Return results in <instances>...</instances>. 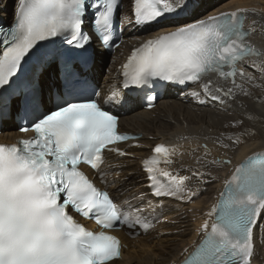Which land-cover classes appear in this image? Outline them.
<instances>
[{
    "label": "snow or ice",
    "instance_id": "obj_1",
    "mask_svg": "<svg viewBox=\"0 0 264 264\" xmlns=\"http://www.w3.org/2000/svg\"><path fill=\"white\" fill-rule=\"evenodd\" d=\"M120 2L18 0L14 24L4 40L11 46L0 55V90L12 85L25 57L41 41L65 36L71 47L85 49L91 37L83 33L82 25L90 8L94 10L95 34L103 44H109ZM188 9V0H134L137 25L173 17L178 26L133 50L123 65L124 88L148 87L156 81L179 85L201 82L204 94L213 100L221 96L234 98V88L243 91L236 78H243L245 72L238 64L255 57V67L264 57L248 43L254 29L244 30L246 16L234 11L180 23L179 18ZM55 63V58L49 61L50 65ZM65 72L63 86L71 88L75 65L71 69L65 65ZM213 74L224 82L231 79L233 87L217 86L213 90L207 80ZM36 92L37 85L28 94L22 92L21 105L33 104ZM20 130L36 135L18 145H0V264H108L118 259L121 244L115 236L87 231L68 210L93 219L102 229L118 225L148 229L149 225L133 214L140 209L133 210L129 201L124 202L126 208L121 207L79 170V165L88 164L99 172L103 152L110 144L136 137L118 134L117 117L96 100L64 101L62 95L55 110ZM175 153V148L158 145L144 162L155 196H179L184 192L185 178L162 172L165 182L156 175L158 166L171 163L169 157ZM228 186L220 214L210 231L209 224H203L204 239L184 264H250L253 229L264 212V156L249 157L235 169Z\"/></svg>",
    "mask_w": 264,
    "mask_h": 264
},
{
    "label": "bare ground",
    "instance_id": "obj_2",
    "mask_svg": "<svg viewBox=\"0 0 264 264\" xmlns=\"http://www.w3.org/2000/svg\"><path fill=\"white\" fill-rule=\"evenodd\" d=\"M197 11L203 10L210 5L217 4L221 0H197ZM264 4V0H228L225 1V6L215 8V15L229 8L246 7L248 9L247 24L253 25L257 32L264 31V8L250 7L256 4ZM12 4V0H0V5L4 10H7ZM1 17H5L2 15ZM254 22L257 24L254 25ZM127 37H132L127 34ZM255 46L264 53V34L263 39H256ZM96 51V49H94ZM97 56L100 54L97 53ZM253 59H246L244 64L249 65V68L244 67L245 76L240 80L242 89L234 91L233 101H225L222 107L211 110L208 108H200L184 104L180 99L168 98L162 101L158 108L151 114L135 112L126 117L121 118L123 126L131 131H141L154 139H163L170 132L180 134L179 126H186L188 135L200 137L204 140L216 141L222 138L225 145L228 147L225 150L232 152L228 154L224 151L216 149L219 147L217 142L208 145L201 139H194L189 143L190 148H198V154L195 155L193 164L204 163L208 164L205 176L211 182L206 186L204 196L193 203L192 205L181 208L175 204H166L164 210L158 212L162 218L168 220L166 224H159V229H168L169 237L153 240L143 238L140 240L126 241L130 246V252L126 253L123 264H166L170 260L176 258L178 252L190 243L193 235V227H199L203 223L205 212L213 203V196L221 188L223 178L228 176V172L241 159L254 152L264 149V57L257 61V66L249 63ZM256 60V58H255ZM254 61V60H253ZM92 74L95 81L103 82L105 77L102 71L96 64L93 67ZM48 77V71L45 73ZM247 92V95H245ZM178 124V125H177ZM215 138H212V137ZM18 135L10 134V138L14 139ZM241 139L242 145L235 147L234 143ZM144 143L151 145L154 142ZM234 151V152H233ZM138 156H143L139 154ZM220 159L221 162L216 164L215 159ZM193 156L190 152H185L184 156L177 159V166H180L184 161L191 162ZM130 170L134 172L131 176L127 172H123L120 179L116 181L115 188H119L121 192L126 191L125 195H131L133 192L144 193L141 184V174L138 171V162L130 164ZM178 222H182L181 224ZM180 224V225H175ZM184 224L185 231L181 236L173 235L175 230H179ZM179 238L178 243L171 244L175 239ZM256 264H264V241L256 247ZM119 264V263H114Z\"/></svg>",
    "mask_w": 264,
    "mask_h": 264
},
{
    "label": "rangeland",
    "instance_id": "obj_3",
    "mask_svg": "<svg viewBox=\"0 0 264 264\" xmlns=\"http://www.w3.org/2000/svg\"><path fill=\"white\" fill-rule=\"evenodd\" d=\"M224 3V2H223ZM261 7V8H264V4H260V3H258L257 1H256V4H254V7Z\"/></svg>",
    "mask_w": 264,
    "mask_h": 264
}]
</instances>
